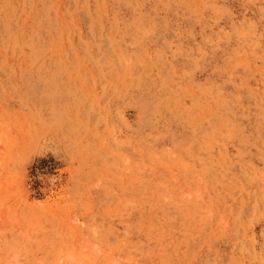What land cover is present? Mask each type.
<instances>
[{"label":"rangeland","instance_id":"1","mask_svg":"<svg viewBox=\"0 0 264 264\" xmlns=\"http://www.w3.org/2000/svg\"><path fill=\"white\" fill-rule=\"evenodd\" d=\"M0 264H264V0H0Z\"/></svg>","mask_w":264,"mask_h":264}]
</instances>
